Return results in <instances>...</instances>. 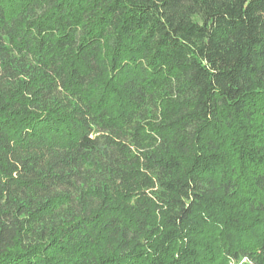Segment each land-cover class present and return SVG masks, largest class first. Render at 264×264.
I'll use <instances>...</instances> for the list:
<instances>
[{
  "label": "trees",
  "instance_id": "obj_1",
  "mask_svg": "<svg viewBox=\"0 0 264 264\" xmlns=\"http://www.w3.org/2000/svg\"><path fill=\"white\" fill-rule=\"evenodd\" d=\"M0 264H264V0H0Z\"/></svg>",
  "mask_w": 264,
  "mask_h": 264
}]
</instances>
